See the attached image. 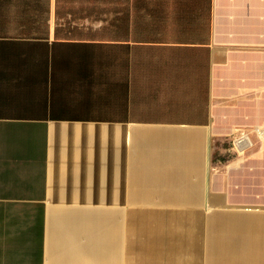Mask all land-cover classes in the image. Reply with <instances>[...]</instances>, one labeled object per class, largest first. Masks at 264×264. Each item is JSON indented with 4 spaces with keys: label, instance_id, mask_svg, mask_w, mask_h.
Returning <instances> with one entry per match:
<instances>
[{
    "label": "crops",
    "instance_id": "1",
    "mask_svg": "<svg viewBox=\"0 0 264 264\" xmlns=\"http://www.w3.org/2000/svg\"><path fill=\"white\" fill-rule=\"evenodd\" d=\"M262 130L264 0H0V264H264Z\"/></svg>",
    "mask_w": 264,
    "mask_h": 264
},
{
    "label": "rangeland",
    "instance_id": "2",
    "mask_svg": "<svg viewBox=\"0 0 264 264\" xmlns=\"http://www.w3.org/2000/svg\"><path fill=\"white\" fill-rule=\"evenodd\" d=\"M252 147H253V144H252V146L250 148L244 150L243 152H239L234 146V141H232L231 146L229 147V149L231 150L230 153L226 157L220 159L221 164L223 166L222 168H227L225 166L228 164L227 162L229 160H233V161H235V163H240V165L248 164V162L250 160L249 154L251 153L250 149H252ZM248 194H250L251 197H257L258 196V191L257 190L256 191L252 190ZM240 195L243 196L244 194L241 192Z\"/></svg>",
    "mask_w": 264,
    "mask_h": 264
},
{
    "label": "built area",
    "instance_id": "3",
    "mask_svg": "<svg viewBox=\"0 0 264 264\" xmlns=\"http://www.w3.org/2000/svg\"><path fill=\"white\" fill-rule=\"evenodd\" d=\"M257 132H260L259 129H256ZM264 132L263 130L261 131ZM253 142L249 135V133L242 131L239 136L236 137L234 140V146L239 152H243L244 150L250 148L252 146Z\"/></svg>",
    "mask_w": 264,
    "mask_h": 264
}]
</instances>
